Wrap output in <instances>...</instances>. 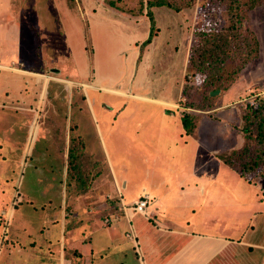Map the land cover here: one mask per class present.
<instances>
[{
  "label": "rangeland",
  "instance_id": "374dc122",
  "mask_svg": "<svg viewBox=\"0 0 264 264\" xmlns=\"http://www.w3.org/2000/svg\"><path fill=\"white\" fill-rule=\"evenodd\" d=\"M149 1L153 0H0V44L9 45L14 39L22 40L24 44L26 37L27 39L30 37L32 43L29 47L31 50L36 54L46 55L47 58H50L46 60L47 63L52 67H57L60 75L73 80L70 82L62 80L63 85L61 84L60 90H57L59 99L52 100V94L45 98L48 101H45L44 106L39 108V122L36 123L39 116L37 111L30 112L31 115L29 112L21 110L9 112L11 117L16 119L20 117L18 120L22 118L26 120L25 116L28 114L31 126V123L35 122V128H32L31 131L29 128V143L26 145L25 154L21 156L23 164L20 167L16 161L18 160L16 159L17 148L7 144L9 147L4 149L8 159L3 161L2 165H6V170H9L10 167L11 170H18V174L14 178L18 177L22 182L19 188L20 196L16 201H22L25 198L24 189L31 187L34 188V192L30 190L31 193H35L34 196L38 199L34 198V202H46L48 199L38 191L40 189L38 184H44L50 180L55 186L60 188L64 186V190L68 184L73 182L86 185L92 178L96 167L102 171L105 164L108 169V164L111 166L110 162L117 173L121 172L122 167H128L125 176L120 175L129 180L127 188L132 193L140 191L141 186L144 185L141 183L142 179L148 180L143 178V169L153 168L156 170L160 167L161 172L164 171L160 162L157 163L153 160L151 155H148L149 159L146 155H138V144L124 132L129 126L128 121L134 120L133 125H137V121H142L144 118L146 122L152 124L155 117H149L152 115L148 114L146 106H155L156 102L141 99L132 94L122 95L115 91L119 88L120 80L126 84L129 83L128 75L134 69V62L136 59L141 60L139 54L142 53L143 48L144 54L147 48L146 45L142 46L139 42H135L136 47L131 46L130 43L136 33L133 29L134 25L131 23L141 21L137 12L142 6L147 10ZM169 1L181 4L188 0ZM161 8L162 6L158 9L152 6L154 12L152 15L153 19L155 16L156 23L159 22L163 27L161 37L165 33H169V45L163 44L164 39L160 37L157 42L158 46L152 51L153 56L147 59V64L156 66L157 62V65H161L163 70L165 68L169 71V76L173 74V70H176L172 81L169 80L168 89L173 84L174 88L171 91L177 92L174 96L175 99L179 97L176 100L178 103L176 107L180 110L181 116L190 113L197 122L194 133L189 134L192 135V138L187 137V140L180 139L179 141L175 135L177 132H175L174 126L169 128V138L172 137L169 139V202H172V206L169 207V216L176 218L177 215H185L183 208L177 207V203L174 201L177 196H180V184L192 183L196 180L202 182L205 179L212 182L214 179H218V169L226 168L227 165L215 156L216 153L231 151L235 148L241 149L245 142L246 145H244L249 148L250 153H244L238 158V165L237 163L236 165L239 167L254 155L257 148L255 120L252 122L250 131L244 132L242 127L247 124L243 114L248 103H253L256 99L264 97V5H257L249 9L248 12V26L257 35L259 41L257 55L238 66V69L233 72L238 76L228 87L210 91L211 98L204 103L203 107L189 105L190 102L195 101V96L198 93L189 94L188 91V94H183L181 98L178 95L180 89H183L184 92L194 87V83H201L203 80V76L200 74L194 77L187 75L190 72L186 60L191 46L194 44L193 30L197 24L209 19H218L221 23L226 24V21L228 23L227 10L222 4H203L202 0H195L190 6L180 10L169 7V9L164 8L167 11H163ZM90 10L95 13L92 14ZM120 10L125 13L121 14ZM146 15H148L147 18H150L149 13ZM139 29L141 30L143 27H139ZM175 31H177L176 34ZM152 34L153 31L147 43L150 42ZM177 36L179 38L175 43L174 40ZM22 49H26L25 44ZM136 49L139 51L134 57ZM148 49L151 51L152 48L148 45ZM140 74L142 73H137L134 85L138 78L142 79ZM145 74H149L151 78L158 76L162 78L159 75L160 72L147 71ZM52 86H50L49 92L53 91ZM155 87H159L157 80L146 81L144 86L136 85L133 91L150 97L163 95V90L155 89ZM214 91L215 93L212 94L211 92ZM20 93V89L11 92L10 100L19 98ZM173 94L169 93V96ZM226 94H228V98H226ZM5 98L9 99L3 94L0 95V127L6 113L5 110L7 111V108L3 107ZM36 99L37 94H33L31 102H36ZM204 118H207L208 121L202 125L200 121ZM214 119L216 120L214 121ZM41 123L47 124L45 133L41 134L40 132L37 135L36 131L39 124L42 125ZM26 131L24 129L21 132L24 138L27 134ZM1 133L0 128V141L3 142ZM143 134L144 127L135 134L138 142L144 141ZM245 135L249 138L246 139ZM70 136L75 141L76 151L80 147L76 142L82 139L86 152L90 154L88 158L87 155L82 158L80 156L81 163L79 160L77 163L73 159L69 160L68 153L63 154L62 143H65L66 138L68 139ZM149 138L155 142L153 125ZM175 138L179 143H173L172 139ZM156 148L159 151L168 150L165 139L159 144H150L151 151H155ZM175 155L181 158L175 160ZM93 162L95 164L97 162L96 166ZM142 162L145 166L142 165ZM79 163L82 164L81 169L77 166ZM91 164H93V168L89 170L87 166ZM165 164L168 165L167 162ZM105 167H103L104 170ZM260 169H262L261 165L258 166L257 174L251 172L249 179H263L264 174H261ZM79 174L80 179H77ZM152 177L146 184L157 186L155 183L158 180L157 175ZM222 177L225 181L226 176ZM67 193L69 194V191ZM51 195L50 198H53L56 203L58 195L54 191ZM120 204L122 203L120 202ZM116 209L121 211L119 205H116ZM30 210L29 207L27 211L32 216L33 224L39 228L42 225L39 221L43 218L42 209L39 208L40 213L33 214ZM178 211H180L179 214ZM196 211H187L185 216H202ZM103 215V220L106 215L116 217L113 213L109 214L108 209L105 213L103 212ZM101 216L102 214L99 215V218ZM195 227L197 226L193 223L190 226L193 229ZM263 237L264 234L259 235L260 239ZM254 251L259 254L257 249ZM48 253L46 249L45 257L50 259ZM256 258H260V256L258 255ZM35 263H39V261L36 260Z\"/></svg>",
  "mask_w": 264,
  "mask_h": 264
},
{
  "label": "crops",
  "instance_id": "0c3cea01",
  "mask_svg": "<svg viewBox=\"0 0 264 264\" xmlns=\"http://www.w3.org/2000/svg\"><path fill=\"white\" fill-rule=\"evenodd\" d=\"M152 6L157 9L162 6L163 11H167L164 8L169 9L167 5H149L147 10L142 6L137 12L141 21L136 23L132 20L131 24L134 25L136 33L130 45L136 47L135 42H139L147 48L143 54L144 48L141 46L142 53L139 54L141 60L136 59L134 62V69L128 75L129 83L120 80L119 88L115 90L122 95L132 94L141 99L153 100L157 104L146 106L148 114L152 115L149 117H155L152 124L146 122L144 118L142 121L138 120L137 125H133L134 120L128 121L129 126L124 131L138 144V155H146L147 159L148 155H151L153 160L160 162L164 170L161 172L160 167L156 170L143 169V178L151 180L153 175H157L158 180L155 182L157 186L146 184L148 180L142 179L141 183L144 185L140 191H136L137 193L128 190L129 180L122 177L125 176L128 167H122L121 172L117 173L110 162L111 166L108 164V169L105 164L103 166L105 170L103 167L102 171L96 167L92 175L93 180L91 178L86 185L73 182L64 190V186L61 188L55 186L50 180L38 184L40 186L38 191L48 199L46 202L35 203V193L30 191L34 192V188L31 187L24 189L25 198L22 201H16L20 196L19 188L22 182L18 177L14 178L18 170H11V167L6 170V165H2V162L8 159L4 149L9 147L7 144L17 148L16 161L20 167L23 164L21 156L25 154L26 145L29 143V128L30 131L35 128L34 121L31 123L32 126L29 124L30 112H39V108L48 101L45 98L50 94L52 100L59 99L57 90H60L62 80L64 82L73 80L60 75L57 67L47 63L46 60L50 58L46 55L32 51L29 47L32 43L30 37L28 39L26 37L24 41L26 49H22L24 44L18 39H14L9 45L0 44V95L9 97L3 101L5 104L3 107L7 108L8 112L5 110L0 127L1 138L4 139L3 142L0 141V264H34L36 260L39 263L35 264H141L132 239L126 235L130 227L138 236L145 264H264V237L259 238V235L264 234V178L252 180L241 176L237 168L225 163L218 153L213 154L227 165L226 168L218 169V179L212 182L205 179L202 182L196 180L180 184V196L174 200L177 207L183 208L185 215L187 211L197 210L196 213L202 216L177 215L176 218L169 216V207L172 206V202H169V139L172 138H169V128L174 126L179 141L187 140V137L192 138V135L190 136L183 126L180 110L176 107L178 105L176 100L179 97L175 99L174 95L177 92L171 91L174 88L173 84L168 89L169 80L172 81L176 70L169 76V71L165 68L163 70L157 62L156 66L147 64V59L153 56L152 51L158 46L157 42L163 32V27L159 22L156 23L155 16L153 23L149 17L147 18L146 14L149 11L154 15ZM90 12L95 13L91 10ZM119 12L125 13L121 10ZM139 27L143 29L140 30ZM152 31L150 42L147 43ZM161 38L164 39L163 44L169 45V33H165ZM178 38V36L175 38V43ZM148 45L152 48L151 51ZM138 51L135 50L134 57ZM186 64L188 67V57ZM147 71L160 72L162 78L159 76L151 78L149 74H145ZM138 72L142 73L140 74L142 79L138 78L134 85ZM163 72L165 74H161ZM155 80L159 82V87L155 89H162L163 95L150 97L133 91L136 85L141 87L146 81ZM50 86L53 87L52 92H49ZM16 89H20V97L10 100L9 94ZM169 93L174 94L169 96ZM33 94H37V101L32 103ZM183 94V89H180L178 92L180 98ZM227 95L226 98L229 97ZM20 110L29 112V115L25 116L26 120L24 118L18 120L19 116L16 119L9 113ZM39 117L40 112L36 123L39 122ZM206 119L200 121L202 125L208 121ZM41 124L36 131L37 135L40 132L45 133L47 124ZM152 125L155 142L149 138ZM142 127L144 141L141 143L136 140L135 134ZM24 129L27 130L25 138L21 133ZM177 138L172 139L173 143H179ZM163 139L168 150L159 151L157 148L155 151L150 150L151 143L159 144ZM76 143L80 145L76 151L77 162L84 155L88 158L90 154L86 152L82 139ZM72 144V136L62 143L63 154L68 153V158ZM180 158L176 156L174 159ZM165 162L168 163L167 166ZM93 164L87 166L89 170L93 168ZM142 165L145 166L143 162ZM223 175L226 176L225 181ZM53 191L58 195L56 203L50 198ZM145 194L149 196L147 215L134 214L131 211L124 215L123 211L116 209L121 198L126 204H131ZM29 207L31 214L40 213L39 208L42 209L43 218L39 220L42 225L39 228L33 224L32 216L27 211ZM107 209L109 214L118 216L106 215L109 220L105 224L106 218L103 220L102 217ZM100 214L102 216L99 218ZM192 223L197 227L190 228ZM46 249L50 259L45 257ZM254 249H257L259 254L254 253ZM258 255L260 258H256Z\"/></svg>",
  "mask_w": 264,
  "mask_h": 264
},
{
  "label": "trees",
  "instance_id": "16d2710c",
  "mask_svg": "<svg viewBox=\"0 0 264 264\" xmlns=\"http://www.w3.org/2000/svg\"><path fill=\"white\" fill-rule=\"evenodd\" d=\"M195 0L183 1L176 4L169 0L149 1V5H167L176 10L188 7ZM203 4L215 3L222 4L227 10L228 23H221L218 19L200 22L194 27L193 37L194 44L191 46L188 56V77H194L197 74L203 76L201 83H194V87L184 91V94H195V103L190 102V106L203 107L206 101L211 98L210 91L215 89H224L228 87L238 76L233 73L246 60L255 57L258 53L259 41L257 35L248 26L249 9L257 5H264V0H202ZM226 2V3H225ZM149 16L153 23L152 12ZM247 23V24H246ZM149 40V39H148ZM147 40V42H148ZM186 75V77H187ZM189 81V79H188ZM194 89V90H193ZM189 91V92H188ZM188 92V93H187ZM264 97L256 99L255 102H249L243 114L247 121L242 129L244 132L250 131L252 122L256 123L255 142L257 148L254 155L246 160L242 166L237 167L238 158L244 153L248 154L249 148L243 146L241 149L225 151L218 153V156L228 165L237 168L241 176L249 179L253 171L257 174L258 166L263 173L264 170ZM183 126L187 133L192 134L197 126L196 120L190 113L181 117ZM246 136V135H245ZM249 137L246 136V139ZM251 139V138H250ZM72 148L69 154V160L77 163L75 150V141L73 140ZM74 146V151H73ZM237 163V165H236ZM82 165V164H81ZM81 165L77 164L80 167ZM80 179V174L77 175Z\"/></svg>",
  "mask_w": 264,
  "mask_h": 264
},
{
  "label": "built area",
  "instance_id": "2783aa9c",
  "mask_svg": "<svg viewBox=\"0 0 264 264\" xmlns=\"http://www.w3.org/2000/svg\"><path fill=\"white\" fill-rule=\"evenodd\" d=\"M120 200L122 204L119 205V209L124 212V215H127L126 212L128 211H131L134 214L147 215L148 213L147 208L149 206V196L147 194L143 195L141 198H139L138 200L134 201L131 204H126L122 198ZM106 220L108 221L109 218H106ZM126 235L132 239L134 243L135 251L138 254L141 264H145L141 247L139 245L138 236L135 233L134 229L130 227Z\"/></svg>",
  "mask_w": 264,
  "mask_h": 264
},
{
  "label": "water",
  "instance_id": "95a60500",
  "mask_svg": "<svg viewBox=\"0 0 264 264\" xmlns=\"http://www.w3.org/2000/svg\"><path fill=\"white\" fill-rule=\"evenodd\" d=\"M216 91H219V90H216ZM211 93L213 94V93H215V91L214 92H211Z\"/></svg>",
  "mask_w": 264,
  "mask_h": 264
}]
</instances>
